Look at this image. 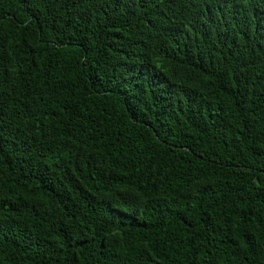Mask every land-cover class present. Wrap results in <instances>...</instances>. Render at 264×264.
Wrapping results in <instances>:
<instances>
[{"label":"trees","instance_id":"trees-1","mask_svg":"<svg viewBox=\"0 0 264 264\" xmlns=\"http://www.w3.org/2000/svg\"><path fill=\"white\" fill-rule=\"evenodd\" d=\"M0 264H264V0H0Z\"/></svg>","mask_w":264,"mask_h":264}]
</instances>
